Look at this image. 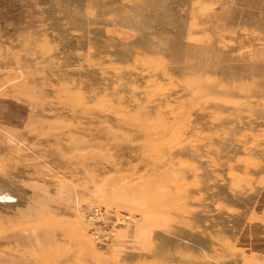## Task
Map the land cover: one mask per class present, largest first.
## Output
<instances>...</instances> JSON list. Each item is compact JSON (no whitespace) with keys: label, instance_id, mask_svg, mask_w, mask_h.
Listing matches in <instances>:
<instances>
[{"label":"rangeland","instance_id":"obj_1","mask_svg":"<svg viewBox=\"0 0 264 264\" xmlns=\"http://www.w3.org/2000/svg\"><path fill=\"white\" fill-rule=\"evenodd\" d=\"M0 264H264V0H0Z\"/></svg>","mask_w":264,"mask_h":264},{"label":"built area","instance_id":"obj_2","mask_svg":"<svg viewBox=\"0 0 264 264\" xmlns=\"http://www.w3.org/2000/svg\"><path fill=\"white\" fill-rule=\"evenodd\" d=\"M93 212H94V214L96 216H99L100 218H102L105 215V211L101 212V210L98 209V208H94L93 209ZM108 215H109V213H108ZM106 216L107 215L104 216L103 220L106 219ZM130 219H131V217L129 215H124V214L116 213V220L118 222H120V223H129V222H131ZM95 238L98 239L99 236L98 235H95Z\"/></svg>","mask_w":264,"mask_h":264}]
</instances>
